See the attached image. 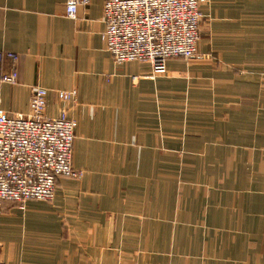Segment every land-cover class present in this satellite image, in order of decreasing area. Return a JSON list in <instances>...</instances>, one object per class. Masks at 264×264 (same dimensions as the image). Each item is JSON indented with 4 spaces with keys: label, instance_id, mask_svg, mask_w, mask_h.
I'll list each match as a JSON object with an SVG mask.
<instances>
[{
    "label": "crops",
    "instance_id": "crops-1",
    "mask_svg": "<svg viewBox=\"0 0 264 264\" xmlns=\"http://www.w3.org/2000/svg\"><path fill=\"white\" fill-rule=\"evenodd\" d=\"M0 0V50L18 82L0 113L76 120L72 165L51 200L4 202L10 264H264V0H204L196 54L117 64L106 0ZM5 70L11 61L4 62ZM75 91V100L57 91Z\"/></svg>",
    "mask_w": 264,
    "mask_h": 264
},
{
    "label": "built area",
    "instance_id": "built-area-1",
    "mask_svg": "<svg viewBox=\"0 0 264 264\" xmlns=\"http://www.w3.org/2000/svg\"><path fill=\"white\" fill-rule=\"evenodd\" d=\"M204 0H106L104 30L105 48L115 63L147 61L153 73H163L167 61L196 54L199 5ZM88 0H68L66 15L75 18L78 7ZM11 61L5 70L4 62ZM18 56L0 50V83L18 82ZM48 90L32 87L28 114L0 113V213L4 202L24 209L32 199L51 200L59 177H81L72 165V146L76 120L62 110L47 116ZM59 100H75V91H57ZM0 264H10L2 258Z\"/></svg>",
    "mask_w": 264,
    "mask_h": 264
},
{
    "label": "rangeland",
    "instance_id": "rangeland-1",
    "mask_svg": "<svg viewBox=\"0 0 264 264\" xmlns=\"http://www.w3.org/2000/svg\"><path fill=\"white\" fill-rule=\"evenodd\" d=\"M120 264H134L132 262H120Z\"/></svg>",
    "mask_w": 264,
    "mask_h": 264
}]
</instances>
